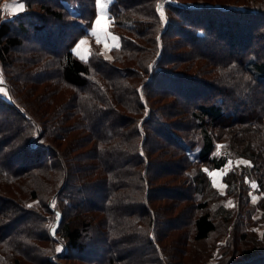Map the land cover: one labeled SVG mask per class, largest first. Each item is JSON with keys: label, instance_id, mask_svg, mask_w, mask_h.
Wrapping results in <instances>:
<instances>
[{"label": "trees", "instance_id": "obj_1", "mask_svg": "<svg viewBox=\"0 0 264 264\" xmlns=\"http://www.w3.org/2000/svg\"><path fill=\"white\" fill-rule=\"evenodd\" d=\"M185 1L112 0V57L92 32L98 0H23L21 12L0 18L11 93H0V264H171L183 240L172 231L193 232L185 245L210 238L236 216L231 194L250 215L251 185L264 190V0ZM85 37L81 57L74 47ZM185 62L189 72L178 68ZM158 137L174 158L154 157ZM85 157L94 161L82 165ZM240 157L251 164L233 165L220 191L205 166ZM166 175L178 190L154 185ZM162 193L188 201L187 222L159 203ZM253 206L264 218V196ZM92 234L105 246L87 242ZM259 248L255 238L240 252L247 261L231 264H263Z\"/></svg>", "mask_w": 264, "mask_h": 264}, {"label": "rangeland", "instance_id": "obj_2", "mask_svg": "<svg viewBox=\"0 0 264 264\" xmlns=\"http://www.w3.org/2000/svg\"><path fill=\"white\" fill-rule=\"evenodd\" d=\"M112 0H98V16H97V20H100L101 23L98 25L97 27V33H99L100 35V47L101 50L103 51V53H105V56L108 57H112L111 53L109 52V48L112 44H115L116 40H113L111 37H116L118 38V36L114 35L115 33H113L111 31V26L114 24V16L112 15V13L109 10V4ZM163 1V0H162ZM197 0H186L185 2H187L188 4L194 6L195 2ZM202 2H217L216 0H201ZM17 3V4H23V0H0V18L4 19L7 18V16H12L14 14H10L7 10H5V6L6 5H10L13 3ZM232 4L234 5H239L241 3H243V0H232L231 1ZM24 8V5H23ZM101 9H103V11H101ZM18 12L21 11H17L15 14H17ZM161 12H164L163 9V5L161 6ZM9 17V18H10ZM197 17L195 16L193 19H196ZM221 20V18H220ZM95 21V23H96ZM262 25L263 21L262 20H258L256 21V25ZM97 25V23H96ZM95 26V25H94ZM94 29V27H93ZM92 29V32H93ZM95 31V29H94ZM96 33V32H95ZM105 33H107L108 35L105 36ZM177 38L175 37V40ZM81 41H86L85 44L81 45L80 42ZM29 44L31 45L32 43H28V45H24L22 46L21 50H26L29 47ZM90 40L89 38H81V40L76 44V46L74 47L75 52L81 56V57H87L89 55L90 52ZM32 46V45H31ZM182 49H178L177 52L181 51ZM20 55H24V53H20ZM182 65V66H181ZM178 68L180 69H185L182 68L183 65H186V67L188 65H190V63H183L181 64ZM186 70V69H185ZM190 69L186 70V72H189ZM194 73V72H192ZM0 75L3 78V82H0V93L5 94L6 96L8 95L7 92L9 93V97H11V93H10V87L8 84H6L5 79L3 77V72H2V68L0 67ZM202 77H204V79L206 80H211L210 75H205L202 74ZM163 78L159 77L157 78L158 83L159 82H163L162 81ZM3 83V84H2ZM157 83V84H158ZM160 83V84H161ZM165 84V83H164ZM164 84L161 86L163 87ZM157 99V98H156ZM172 99V98H169ZM159 100V99H157ZM164 102H155L156 107H163L165 105H163ZM151 133H154V129H151ZM77 135L80 137L79 140H83V143L85 142L86 144V148H82L83 151H87V149H91L92 148V143H86V138L89 136V131L88 130H81L77 132ZM154 145V157H157V159H167V158H174V157H169L166 152H165V146H163L164 144L166 145V141L160 137H158L157 141H153L152 143ZM71 146V143H70ZM85 147V146H83ZM86 153V152H85ZM76 156V155H74ZM94 161V158L92 157H85L82 160V165H89ZM240 161H245L247 163H239ZM73 164L77 166L76 161L73 160ZM242 164H251V161H249L246 158H238L235 159L234 161H231V163L227 164V166L220 168V169H210V168H206V170L208 171L209 175L211 176L215 186L223 192H226V184L224 181V176L227 173V171L229 169H231L233 167V165H242ZM168 167L167 166H159L158 169L160 170H166ZM213 173H215L216 175H212ZM174 179V180H173ZM257 182V181H255ZM154 185L157 188H161L164 187V189L169 190L170 188H176L177 190L179 189L180 183L178 182L177 179H175L174 176H169L166 175L162 178H157L156 182H154ZM254 185V186H253ZM170 191V190H169ZM169 191H167V193H169ZM166 193V194H167ZM249 193H250V203L247 204L248 207L251 209V213L249 215H243L244 214V208L242 205H240L239 202L236 201V198L234 197V193L231 194L229 197H227L229 199L228 202H225L226 204L229 205V207H235V212H236V216L233 219V221L228 224L227 226H225L222 230L221 228L218 227V231L215 232L214 234H212V236L208 239L205 240H200V241H194L191 240L188 245L184 244V238H185V234L186 231L191 234V236L193 237V232L190 231V229H188L186 226H181L178 228V230H173L172 233L175 232V235H179L183 238L182 242H179L175 249H172L173 251H175V254L173 255V258H171V264L172 263H179L181 261H184L183 264H231V262H237V261H247L246 258H244L240 252H242V250L244 248L247 247H252L253 241L255 240V238H257L259 240V253L258 255H264V218L262 216V209L259 206H253L254 204L259 203V201L261 200V197L264 196V190L261 189L258 185V183H253L249 189ZM165 194L162 193V197L159 200V203H162L163 205H167L170 207V212L168 213H172L175 216H180V223L185 219V222H187L189 220V208L188 207V201L187 200H181L178 203L175 204L171 202L172 199H169V196H167L166 198L163 197ZM99 197H101V195H99ZM101 199V198H100ZM99 203V202H98ZM253 203V204H252ZM169 209H165V211H168ZM53 224V223H52ZM184 227V228H183ZM181 229V230H180ZM180 230V231H179ZM179 231V232H178ZM246 233L249 236V242L245 239L243 240V238H241V234ZM170 234V233H169ZM169 234H166L165 236H169ZM171 238L173 237L172 235L170 236ZM87 240V242H89L91 239H94L96 241V243L100 246L103 247L105 246V241L103 239V237L101 236H97L95 234L91 235V238L88 236L85 238ZM164 243L168 245V247L165 245V247H167V249L169 248V237H166L164 239ZM53 246L55 247V251H60L63 248V245L61 244H57L55 242H53ZM127 248V247H126ZM59 249V250H58ZM187 249V251H189L190 254H194L195 255V259H193V255H188L183 258V253L181 252V250ZM237 249L238 252H235V254H233V250ZM134 250H137L138 252H140V248L137 249L135 248ZM225 251L230 252L229 254L227 253V255H223L225 253ZM136 252V251H134ZM94 253L100 254V251H95ZM180 253V256H179ZM96 254V255H97ZM102 254V253H101ZM95 255V256H96ZM228 256V258H226V261L224 260V257ZM182 257V258H181ZM258 257V256H257ZM194 261V262H193ZM68 262V261H67ZM69 264H84L83 262H78V261H70ZM236 264V263H235ZM239 264V263H238ZM256 264H260V262L256 263ZM264 264V263H263Z\"/></svg>", "mask_w": 264, "mask_h": 264}, {"label": "snow or ice", "instance_id": "obj_3", "mask_svg": "<svg viewBox=\"0 0 264 264\" xmlns=\"http://www.w3.org/2000/svg\"><path fill=\"white\" fill-rule=\"evenodd\" d=\"M5 10H7L10 14H15L17 11H22L23 10V4H17V3H13V4H10V5H6L5 6ZM101 11H103V9H101ZM97 25H99L101 23L100 20H97ZM94 35L97 36V40L99 41L100 39V35L99 33H94ZM108 34L105 33V36H107ZM113 40H116L118 38L116 37H111ZM86 41H81L80 44L83 45L85 44ZM231 163V161H229V164ZM239 163H247L245 161H240ZM212 175H216L215 173H213ZM254 186V185H253ZM59 250V249H58Z\"/></svg>", "mask_w": 264, "mask_h": 264}, {"label": "water", "instance_id": "obj_4", "mask_svg": "<svg viewBox=\"0 0 264 264\" xmlns=\"http://www.w3.org/2000/svg\"><path fill=\"white\" fill-rule=\"evenodd\" d=\"M0 82H3V78L1 77V75H0ZM61 220H62V214H61V212H58V218H57L55 224L53 225V227L51 228V234L53 236H56L58 227L61 223Z\"/></svg>", "mask_w": 264, "mask_h": 264}, {"label": "crops", "instance_id": "obj_5", "mask_svg": "<svg viewBox=\"0 0 264 264\" xmlns=\"http://www.w3.org/2000/svg\"><path fill=\"white\" fill-rule=\"evenodd\" d=\"M96 22H97V21H96ZM94 25H95V26H94L95 31H94V29H93V34H94L95 32L97 33L96 30H97V27H98V25H96V23H95ZM94 37H95L96 41H98V40H97V36L94 35ZM100 40H101V38H100L99 41H98L99 43H100ZM109 52H110V51H109Z\"/></svg>", "mask_w": 264, "mask_h": 264}, {"label": "built area", "instance_id": "obj_6", "mask_svg": "<svg viewBox=\"0 0 264 264\" xmlns=\"http://www.w3.org/2000/svg\"><path fill=\"white\" fill-rule=\"evenodd\" d=\"M10 16H7V18H9Z\"/></svg>", "mask_w": 264, "mask_h": 264}]
</instances>
